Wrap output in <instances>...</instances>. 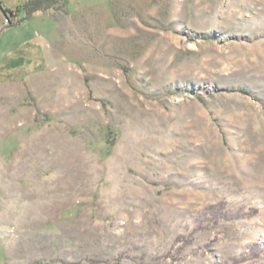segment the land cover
Segmentation results:
<instances>
[{
    "label": "rangeland",
    "instance_id": "1",
    "mask_svg": "<svg viewBox=\"0 0 264 264\" xmlns=\"http://www.w3.org/2000/svg\"><path fill=\"white\" fill-rule=\"evenodd\" d=\"M22 1L0 0V264H264V0L8 27Z\"/></svg>",
    "mask_w": 264,
    "mask_h": 264
},
{
    "label": "trees",
    "instance_id": "2",
    "mask_svg": "<svg viewBox=\"0 0 264 264\" xmlns=\"http://www.w3.org/2000/svg\"><path fill=\"white\" fill-rule=\"evenodd\" d=\"M55 12H62L64 14H67L66 9V1L64 0H24L22 1L13 12L12 10L6 11L7 15L12 18L8 21V27L13 26H19L23 22L31 20L33 17L37 15H46L51 14ZM22 13L23 17L18 18V14ZM7 27V28H8ZM8 70L6 67H0V73H8ZM222 204L217 206H211L209 209H207L206 213L210 217L215 218V221H217V218H225L227 220H239L244 218L245 216H251L252 214H255L254 210L252 213H249L247 215L243 214L242 211H238L233 215H225L221 214ZM251 253H253L254 256H257V250L254 249Z\"/></svg>",
    "mask_w": 264,
    "mask_h": 264
}]
</instances>
